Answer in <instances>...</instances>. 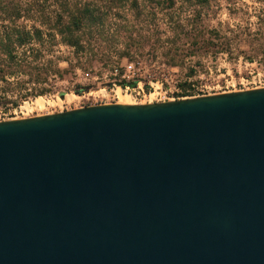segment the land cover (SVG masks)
<instances>
[{
    "label": "water",
    "instance_id": "obj_1",
    "mask_svg": "<svg viewBox=\"0 0 264 264\" xmlns=\"http://www.w3.org/2000/svg\"><path fill=\"white\" fill-rule=\"evenodd\" d=\"M0 264H264V88L1 121Z\"/></svg>",
    "mask_w": 264,
    "mask_h": 264
},
{
    "label": "rangeland",
    "instance_id": "obj_2",
    "mask_svg": "<svg viewBox=\"0 0 264 264\" xmlns=\"http://www.w3.org/2000/svg\"><path fill=\"white\" fill-rule=\"evenodd\" d=\"M39 1L37 8L46 18L48 12L53 11L50 0ZM69 1L76 4L80 0ZM158 1L165 0H136L135 5L131 0L119 2L129 9L125 28L114 1L111 7L118 14L114 21L117 31L110 40V47L101 42L100 53L91 51L79 55L60 43L53 46L60 71L58 77L45 86L49 92L20 100L11 97L0 100V122L117 104L119 96L128 97L131 105L152 104L144 100L138 102L130 93L137 85L145 94L151 93L148 84L154 82L168 90L169 100L164 102L254 89L245 84L255 75H264V0H208L201 7L191 6L201 15L200 20L192 21L189 30L192 39L199 37L216 43V31L223 42L228 39L229 46L223 45L217 51L207 46L197 51L190 38L174 41L167 47L182 57L176 66H171L164 55L165 27L160 15L164 4L159 5ZM179 3L175 4L174 11L180 10ZM94 5L107 6L103 0H95ZM146 9L155 12L148 25ZM124 87L128 89L123 91ZM180 95L185 96L178 97Z\"/></svg>",
    "mask_w": 264,
    "mask_h": 264
},
{
    "label": "trees",
    "instance_id": "obj_3",
    "mask_svg": "<svg viewBox=\"0 0 264 264\" xmlns=\"http://www.w3.org/2000/svg\"><path fill=\"white\" fill-rule=\"evenodd\" d=\"M94 1L80 0L71 4L69 0H50L53 11H49V16L45 18L37 8L39 0H0V100L6 97L20 100L48 93L49 89L45 86L49 80L58 77L60 71L58 58L54 57L52 50L58 43L79 55L91 51L100 53L103 49L101 42L110 47V40L118 26L114 23L118 14L111 5L117 2L122 16L119 18L125 28L129 9L123 3L119 5V2L126 0H103L107 4L103 7H97ZM187 1H158L159 5L164 4L160 11L165 27L162 47L165 46L164 55L171 66L181 62L182 57L172 53L167 46L174 41L192 39L189 33L192 21L194 18L200 20L201 15L191 6L201 7L208 0H193L190 4ZM131 2L136 4V0ZM176 3L181 6L179 11H174ZM145 14L148 25L155 12L146 9ZM214 38L216 43L199 37L191 41L197 51L207 46L216 51L223 45L229 46L228 39L223 42L216 31Z\"/></svg>",
    "mask_w": 264,
    "mask_h": 264
},
{
    "label": "built area",
    "instance_id": "obj_4",
    "mask_svg": "<svg viewBox=\"0 0 264 264\" xmlns=\"http://www.w3.org/2000/svg\"><path fill=\"white\" fill-rule=\"evenodd\" d=\"M129 68V67H128ZM254 84H257L254 85ZM246 86L247 85H252V87L254 89H260V88H263L264 86V75H255L253 77L250 78L249 82H247L245 84ZM119 90L120 87H117ZM128 88L127 87H124L122 88L123 91H126ZM148 89L151 90V93L148 92L147 94H145L142 90V87L137 85L135 88H132L131 89V93L132 94V98L134 100H138V102L144 100V102L146 103H160V102H164V101H167L169 100L168 99V90L164 89L162 87V84L159 83V82H154V83H149L148 84ZM134 90H136L135 92H133ZM152 95V99L148 100L147 98Z\"/></svg>",
    "mask_w": 264,
    "mask_h": 264
},
{
    "label": "bare ground",
    "instance_id": "obj_5",
    "mask_svg": "<svg viewBox=\"0 0 264 264\" xmlns=\"http://www.w3.org/2000/svg\"><path fill=\"white\" fill-rule=\"evenodd\" d=\"M119 96V95H118ZM37 103H39V100H37ZM132 100L130 101L128 97L126 96H119L117 104L122 106H131ZM136 104V103H135ZM39 105V104H38Z\"/></svg>",
    "mask_w": 264,
    "mask_h": 264
}]
</instances>
